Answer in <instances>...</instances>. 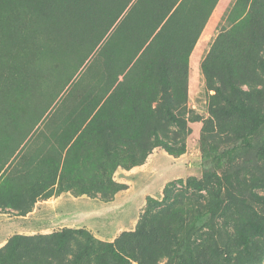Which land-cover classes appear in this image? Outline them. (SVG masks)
<instances>
[{
    "label": "trees",
    "instance_id": "16d2710c",
    "mask_svg": "<svg viewBox=\"0 0 264 264\" xmlns=\"http://www.w3.org/2000/svg\"><path fill=\"white\" fill-rule=\"evenodd\" d=\"M13 2L35 23L30 40L35 41L37 32L42 38L39 58L51 57L54 66H67L61 68L65 72L59 75L58 90L52 91L49 103L69 85L74 99L72 111L59 120L56 137H52L58 151L54 150L52 156L42 152L41 156L38 153L31 157L25 163L31 170L27 181L32 183L40 175L43 186L57 184L59 192L79 186L84 190V184H90L84 179V168L95 167L97 173L108 167L114 171L118 166L131 169L144 164L155 147L173 152L156 130V141L150 142V126L156 122L155 114L160 109L179 127L186 125V120L179 118L170 106L188 92L189 56L217 0H197L199 5L194 9L183 8L182 0ZM9 3L10 0H0V17ZM256 4L255 0H236L228 16L230 28L218 34L202 62L205 77H220L225 75V69H232L236 42L241 44L249 37L243 26L259 13H252ZM92 58L84 72L91 80L86 81L82 74L76 81L82 66ZM233 96L237 103L232 105V111L264 131V112L245 103L255 100L254 93L234 89ZM247 143L249 146L232 147L223 155H213L205 148L204 179L171 181L161 201L149 197L146 216L135 231L124 232L115 241H104L86 228H63L44 238L54 243L48 249L53 251V257L62 259L61 264H125L129 259L138 264H160L158 257H166V264H209L208 245L194 249L193 237L204 229L221 236L218 220L228 209L246 213V197L239 199L236 194L230 170L251 150L262 148L259 143ZM73 155H78L79 161ZM87 158L93 162L95 158V165L87 163ZM126 158H130L129 163ZM214 169L222 173V194L212 184ZM75 172L82 176H74ZM125 188L121 184L116 190ZM202 190L207 198L200 193ZM188 191L190 196L185 195ZM153 206H160L159 211L154 212ZM249 223L260 227L258 236L248 238L242 234V249L227 258L225 264H264V226L250 219ZM20 238L13 237L0 249V264H12L4 251L13 250ZM72 242L77 249L68 258L66 248ZM29 253L31 260L38 255Z\"/></svg>",
    "mask_w": 264,
    "mask_h": 264
},
{
    "label": "rangeland",
    "instance_id": "374dc122",
    "mask_svg": "<svg viewBox=\"0 0 264 264\" xmlns=\"http://www.w3.org/2000/svg\"><path fill=\"white\" fill-rule=\"evenodd\" d=\"M256 1L257 7L252 13L256 10L259 13L243 26V30L249 31V37L241 44L236 42L232 69H225V75L207 78L202 69L201 59L210 49L213 38L197 46L191 62L188 92L175 101V106H170L179 118L186 120V125L179 127L164 109L157 110L149 140L156 141L153 133L156 130L160 138L173 147V152L155 147L144 164L131 169L118 166L114 171L108 167L97 173L95 167L84 168V179L90 184L85 183L84 190L79 186L72 193L87 196L73 198V201L62 200L59 205L35 206L31 203L36 198H48L59 190L52 185L43 186L40 175L32 183L27 181L31 170L25 163L38 153L39 156L42 152L52 156L54 150L58 151L52 137H56L59 120L72 111L74 99L70 96L69 85L52 104L49 103L52 91L58 90L59 75L65 72L61 68L67 66L55 64V68L51 57L39 58L42 38L37 32L35 41L30 40L35 23L10 0L0 17V249L3 250L13 237L21 238L13 250L4 251L8 261L12 264H61L62 259L53 257V251L48 249L54 246L53 241L44 238L63 228H86L104 241H115L122 233L135 231L146 216L149 197L161 201L171 181L204 179L206 149L213 155H223L232 147L249 146L248 140L254 145L259 143L262 148L251 150L230 170L236 194L239 199L246 197L243 209L246 213L241 215V212L228 209L218 220L221 236L204 229L195 234L192 246L199 250L207 244L206 261L225 264L227 258L242 249V234L248 238L258 236L260 227L251 226L249 219L264 226V131L257 130L232 111V105L237 103L233 96L235 89L254 93L255 100L245 103L264 112V0ZM230 25L224 16L218 23V31L227 30ZM93 60L82 66L76 81ZM85 79L90 81V75ZM126 159L129 163L130 158ZM85 161L95 165V158L94 162L88 158ZM213 171L212 184L216 192L222 194V173L218 169ZM74 176L82 175L76 173ZM121 184L126 188L117 191ZM182 191L186 192L185 186ZM200 193L208 197L205 190ZM185 195L190 196L191 191ZM153 207L154 212L159 211L160 206ZM179 226L181 223L177 232ZM76 249L77 245L72 242L66 248V256L71 257ZM29 252L38 255L31 260ZM158 261L166 264L168 259L158 257ZM125 264L138 262L129 259Z\"/></svg>",
    "mask_w": 264,
    "mask_h": 264
},
{
    "label": "crops",
    "instance_id": "0c3cea01",
    "mask_svg": "<svg viewBox=\"0 0 264 264\" xmlns=\"http://www.w3.org/2000/svg\"><path fill=\"white\" fill-rule=\"evenodd\" d=\"M235 2H236V0H217L216 4L214 5V7H213V9H212V11H211V13H210V15H209L206 23H205L203 29L201 30V32H200V34H199V36H198V38H197V40H196V42H195V44L193 46L192 51L190 53V56H189V76L191 75L190 74V72H191L190 71L191 62H192L193 55L195 53V50H196L197 46L199 44H201V41L203 42V40H204V42L206 43V42L210 41L212 38L213 39L211 40V42H212L211 46L213 45V43L215 42L218 34L220 33L218 31V23L221 22L222 17L225 16V17L228 18L229 14L231 13V11H232V9H233V7L235 5ZM182 4H183V8H186V9H194L195 7H197V5H199L197 3V0H182ZM177 5L174 7V9L171 11V13L175 10V8L177 7ZM212 28H214V30ZM210 30L212 32L210 34H208V32ZM210 49H211V47H210ZM210 49L208 50V52L210 51ZM208 52L201 59L202 61L207 56ZM76 173H78V172H75V174ZM54 186H55V189L58 188V185L57 184L54 185ZM82 196H87V195L86 194H82L80 196H75L72 193V190L71 189L62 190L61 192L52 194L48 198H45V199L44 198L43 199L38 198L37 201L35 202V206H38L40 204H48V203L49 204L52 203V204H55V205H59L60 202H62V200H63V202H64V200L67 201L68 199L71 200V201H73V198L74 199H79ZM32 212H35V211H32Z\"/></svg>",
    "mask_w": 264,
    "mask_h": 264
}]
</instances>
